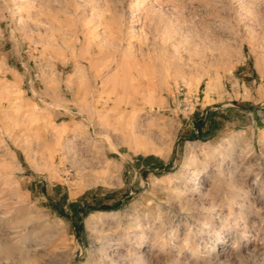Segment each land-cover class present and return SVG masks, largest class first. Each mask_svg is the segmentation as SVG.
Masks as SVG:
<instances>
[{"label":"rangeland","instance_id":"obj_1","mask_svg":"<svg viewBox=\"0 0 264 264\" xmlns=\"http://www.w3.org/2000/svg\"><path fill=\"white\" fill-rule=\"evenodd\" d=\"M0 264H264V0H0Z\"/></svg>","mask_w":264,"mask_h":264},{"label":"bare ground","instance_id":"obj_2","mask_svg":"<svg viewBox=\"0 0 264 264\" xmlns=\"http://www.w3.org/2000/svg\"><path fill=\"white\" fill-rule=\"evenodd\" d=\"M170 34V33H169ZM132 55H133V53H131ZM129 56V55H128ZM134 57V56H133ZM134 61V60H133ZM137 71V70H136ZM140 71H141V69H140ZM139 72V71H138ZM68 81H70L69 79H68ZM67 81V82H68ZM71 82H72V80H71ZM83 82V81H82ZM69 83L70 82H68V85L67 86H69ZM81 83V82H80ZM58 84V83H57ZM86 84V83H85ZM84 83H83V85H85ZM53 85V84H52ZM135 85V84H134ZM138 85V87L140 86L139 84H137ZM51 86V85H50ZM54 86V85H53ZM70 87V86H69ZM84 88H85V86H83ZM88 87H90V86H88ZM138 87H134V88H138ZM141 87H142V85H141ZM68 88V87H67ZM81 88V87H80ZM83 88V90H84V93H86V95L88 94V92H86L89 88H87V90L86 89H84ZM78 89V88H77ZM5 90V89H4ZM71 90V89H70ZM90 91V90H89ZM77 94L79 93V92H77V91H75ZM74 92V93H75ZM98 94V93H97ZM115 94H117V93H115ZM79 96H80V94H79ZM78 96V97H79ZM77 97V96H76ZM86 97V96H85ZM84 98V97H83ZM83 98L82 97H80V99H82L81 101H83ZM79 99V98H78ZM95 98H93V100H94ZM84 100H88L87 98L85 99L84 98ZM97 100H98V95H97V99H96V103H97ZM110 100V99H109ZM119 100V101H118ZM120 100H122V99H119L118 97L117 98H115V101L116 102H114V103H119L120 102ZM128 101H129V99H128ZM127 101V102H128ZM94 102V101H93ZM126 102V103H127ZM84 102H82V103H80V104H82V105H84L83 104ZM129 103V102H128ZM89 104V103H88ZM22 105V104H21ZM85 105H87L86 104V101H85ZM95 105V104H94ZM88 106V105H87ZM120 107V106H119ZM125 109H126V107H125ZM137 109L135 108V107H132V111H129V110H127V111H129V112H125V111H121L122 112V115L119 117V118H121L120 120H122L123 122H124V120L126 121L125 122V125H123L124 126V137L126 138V139H128V140H130V141H132L133 143H134V149L136 150V151H139L140 149H139V143H140V131H139V128H138V118H139V115L138 114H136V111ZM97 113V112H96ZM30 115H33V114H30ZM98 116V115H97ZM104 117V116H103ZM33 118V117H32ZM100 118H101V114H100V116H98V121L100 122V121H102V119L100 120ZM106 118V117H105ZM33 119H35V118H33ZM106 122V121H105ZM113 122V121H112ZM117 122H119V121H116L114 124H116ZM109 124H111V123H109ZM95 125V124H94ZM108 125V124H107ZM112 126H113V123H112ZM114 126H116V125H114ZM114 126H113V128H114ZM119 127V126H118ZM116 128H117V126H116ZM120 129H122V127L120 128ZM114 130V129H113ZM106 131V130H105ZM57 134V133H56ZM77 134V133H76ZM106 134H108V133H106ZM59 135H60V133H59ZM78 136H79V134H78ZM57 138V137H56ZM72 138H73V136H72ZM59 140V139H58ZM109 141V140H108ZM56 142H58V141H56ZM127 142V141H126ZM129 142V141H128ZM60 142H58L57 143V145L59 144ZM125 143V142H124ZM78 144V143H77ZM128 144V143H127ZM80 145V144H79ZM110 145V144H109ZM140 146H142V145H140ZM79 147V146H78ZM130 147V146H129ZM81 148V147H80ZM114 148V147H113ZM144 151H146V149L144 150ZM161 153V152H160ZM83 157V156H82ZM87 157V156H86ZM92 160V159H91ZM82 161H83V164L82 165H84L85 163H87L88 162V160L86 159V158H84V159H82ZM98 162H99V160H98ZM104 162V161H103ZM50 165H52V161H50ZM104 165V164H103ZM105 166V165H104ZM107 166H109V165H107ZM189 165H186V167H188ZM56 167V166H55ZM84 168H86L85 167V165L84 166H81L80 167V169H84ZM107 168H109V167H107ZM102 169H104V167L102 168ZM100 171H101V169H100ZM107 171H108V169H107ZM190 171V170H189ZM104 172V171H103ZM89 173V172H88ZM92 173H93V171H92ZM100 173L101 174H103L102 172H97V175H100ZM105 173V172H104ZM107 173V172H106ZM94 175V174H93ZM92 175V176H93ZM190 175H191V177H196V175H197V173H196V171H192V172H190ZM103 176V175H102ZM95 177V176H94ZM99 176H97V179L99 180V178L101 177V175H100V177L98 178ZM105 177V176H104ZM104 180H105V178H104ZM102 181H103V179H102ZM106 181V180H105ZM221 181V180H220ZM200 191V190H199ZM13 233V232H12ZM117 243V242H116ZM8 252V254H12L11 252H12V250H8L7 251Z\"/></svg>","mask_w":264,"mask_h":264},{"label":"crops","instance_id":"obj_3","mask_svg":"<svg viewBox=\"0 0 264 264\" xmlns=\"http://www.w3.org/2000/svg\"><path fill=\"white\" fill-rule=\"evenodd\" d=\"M197 130H199V134L202 136L203 135V129L201 130L198 128Z\"/></svg>","mask_w":264,"mask_h":264},{"label":"trees","instance_id":"obj_4","mask_svg":"<svg viewBox=\"0 0 264 264\" xmlns=\"http://www.w3.org/2000/svg\"><path fill=\"white\" fill-rule=\"evenodd\" d=\"M107 207H104V209H106Z\"/></svg>","mask_w":264,"mask_h":264}]
</instances>
